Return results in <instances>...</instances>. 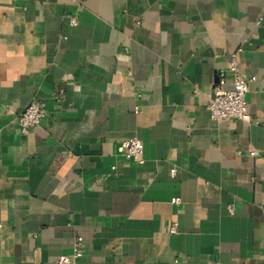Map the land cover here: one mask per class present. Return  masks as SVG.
<instances>
[{"label":"crops","instance_id":"crops-1","mask_svg":"<svg viewBox=\"0 0 264 264\" xmlns=\"http://www.w3.org/2000/svg\"><path fill=\"white\" fill-rule=\"evenodd\" d=\"M231 54L249 123L206 109ZM77 238L73 264H264V0H0V264Z\"/></svg>","mask_w":264,"mask_h":264},{"label":"built area","instance_id":"built-area-1","mask_svg":"<svg viewBox=\"0 0 264 264\" xmlns=\"http://www.w3.org/2000/svg\"><path fill=\"white\" fill-rule=\"evenodd\" d=\"M71 1L73 3L78 2V0ZM68 24L70 27L78 25L77 13L68 19ZM139 24L140 23L137 22L136 26ZM253 80L254 78L250 79V81ZM227 82L230 83L229 89L225 88ZM247 92V81L239 71L235 54H231L227 69L220 72L218 75V82L214 88L213 97L209 100L206 107L211 119L216 123H230L234 121L249 123V111L246 101ZM60 93L62 94V91H60ZM45 115V110L40 103H30L17 118V125L21 134L26 135L30 128L39 125ZM143 150L144 146L140 140L129 139L118 145L116 148V155L123 161L141 164L143 162ZM254 155L255 153L252 152L251 156ZM112 169L115 170V167ZM171 173L174 175L175 169H173ZM170 202L175 206L180 205V200L177 198L171 199ZM227 212L233 214L234 208L228 206ZM175 228L176 224H173L169 232H175ZM82 256V239L77 238L72 253L59 256L56 264H73L75 261L82 258Z\"/></svg>","mask_w":264,"mask_h":264}]
</instances>
